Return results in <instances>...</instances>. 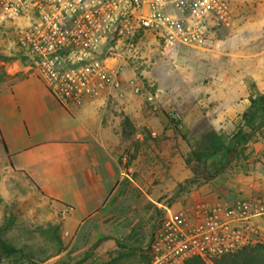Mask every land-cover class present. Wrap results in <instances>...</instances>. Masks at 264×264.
Here are the masks:
<instances>
[{
	"label": "crops",
	"instance_id": "obj_1",
	"mask_svg": "<svg viewBox=\"0 0 264 264\" xmlns=\"http://www.w3.org/2000/svg\"><path fill=\"white\" fill-rule=\"evenodd\" d=\"M230 5L235 25L217 29L202 49L210 64L201 76L208 80L200 91L185 94V100L201 98L216 130L234 125L248 109L250 82L264 92V0H230ZM29 67L0 89V157L8 169L0 191L20 222L58 226L64 248L54 254L57 258L72 248V255H80L108 244L119 254L116 240L134 235L140 220H155L161 208L190 210L197 203L232 204L242 198L264 201V138L250 144L245 171L239 167L178 194V185L192 176L179 149L153 143L148 150L141 132L133 179L121 167L127 145L121 114L136 127L156 129L166 120L151 113L144 93H135L123 77L121 88L66 109ZM158 84L156 98L165 90L160 80ZM166 156L168 168L161 161ZM166 193L176 195L172 206L161 199ZM256 221L264 237V220ZM0 264L20 262L10 257Z\"/></svg>",
	"mask_w": 264,
	"mask_h": 264
},
{
	"label": "built area",
	"instance_id": "obj_2",
	"mask_svg": "<svg viewBox=\"0 0 264 264\" xmlns=\"http://www.w3.org/2000/svg\"><path fill=\"white\" fill-rule=\"evenodd\" d=\"M0 7L13 17L29 15L18 44L29 70L66 109L121 88L124 63L139 57L148 38L167 53L205 49L217 29L235 24L230 0H0ZM131 84L157 112L155 94L135 80ZM172 116L179 120V114ZM150 134L158 136L154 130ZM133 158L134 148L120 158L131 179ZM167 211L153 233L151 264H185L194 256L212 258L264 242L256 221L264 220L263 200Z\"/></svg>",
	"mask_w": 264,
	"mask_h": 264
},
{
	"label": "rangeland",
	"instance_id": "obj_3",
	"mask_svg": "<svg viewBox=\"0 0 264 264\" xmlns=\"http://www.w3.org/2000/svg\"><path fill=\"white\" fill-rule=\"evenodd\" d=\"M29 19V15L10 16L0 7V53L10 58V60L0 61V89L19 75L22 67L29 65L27 56L18 44L19 30L28 23ZM203 54L207 55L205 50L191 47H182L169 53L162 52L150 37L143 44L139 57L124 63L123 77L130 88H133L131 81L135 80L155 94L159 88L158 80H160L165 90L164 96L155 99L159 108L157 112H152V103L147 99L146 94L144 95L146 96V105L149 106L151 113H160L166 120H161L162 124L156 129L148 127V125L136 127L132 124V127H127L124 132L123 122L127 115L121 114L123 135L127 140L123 151L134 148L135 153L137 149H140L142 144L138 134L142 132L146 139L143 145L148 150L153 143H156L159 147L163 146L169 151L179 149L182 153L188 152L190 150L188 143L182 138L180 139V135L170 129L168 114L171 116L179 114V120L183 122L184 129L192 143L213 131L214 128L209 122L211 116L208 115L207 107L201 98L193 96L186 99L187 101L185 100L186 93L192 94L194 91H200V87L204 84L203 81L207 79H202L201 74L204 75V71H206L204 68L210 63L205 56L202 57ZM236 123L225 130H220L231 133L234 131ZM152 130L158 133L157 137L151 136L150 131ZM161 161L164 168L170 167V158L166 156ZM180 169L184 172L183 167ZM7 170L6 161L0 157V185L4 182L3 178ZM238 171L240 170L235 172ZM2 195L0 191V223L7 225L3 236L10 244L29 251L36 264H76L75 261L77 262L78 259L87 255L89 257L86 264H151L150 243L153 233L159 225V219L168 212L167 209L161 208L155 220L141 219V229L137 230L134 235L121 239L129 246L139 249L136 255L122 257L118 254L117 249L108 244L104 249L91 250L87 254L80 255H72L76 250L72 248L70 253L64 255V258H57L54 254L64 248L58 226L53 224L30 226L28 223L20 222L12 210L13 208L6 204ZM161 199L168 206H172L176 202V195L166 193ZM262 244L264 245V242ZM70 245L71 242L67 240L65 246L69 247ZM205 263L216 264L215 257L206 258Z\"/></svg>",
	"mask_w": 264,
	"mask_h": 264
},
{
	"label": "trees",
	"instance_id": "obj_4",
	"mask_svg": "<svg viewBox=\"0 0 264 264\" xmlns=\"http://www.w3.org/2000/svg\"><path fill=\"white\" fill-rule=\"evenodd\" d=\"M6 60L10 58L0 53V61ZM250 87L252 90L250 106L243 112L231 133L213 129L192 143L183 122L168 114L170 129L178 133L190 147L182 157L192 176L178 185V194L209 183L223 173L235 172L239 167L245 171L243 163L249 159L250 144L260 137L264 138V92L260 91L254 82H250ZM123 124L124 132L127 127H132L128 117H125ZM6 227V223H0V263L4 259L16 257L20 264H36L30 253L5 239L3 233ZM102 241L94 244L93 248ZM116 243L122 257L138 253L139 249L135 246H129L119 239ZM88 257L89 255L85 256L76 264H86ZM205 261L206 258L194 256L186 260L185 264H206ZM215 261L216 264H264V245L262 243L248 245L233 253L215 256Z\"/></svg>",
	"mask_w": 264,
	"mask_h": 264
}]
</instances>
